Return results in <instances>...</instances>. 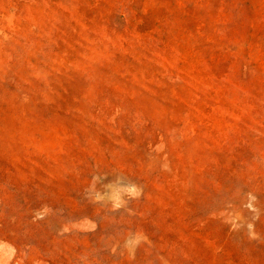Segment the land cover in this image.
Wrapping results in <instances>:
<instances>
[{
	"label": "rangeland",
	"instance_id": "obj_1",
	"mask_svg": "<svg viewBox=\"0 0 264 264\" xmlns=\"http://www.w3.org/2000/svg\"><path fill=\"white\" fill-rule=\"evenodd\" d=\"M0 264H264V0H0Z\"/></svg>",
	"mask_w": 264,
	"mask_h": 264
}]
</instances>
